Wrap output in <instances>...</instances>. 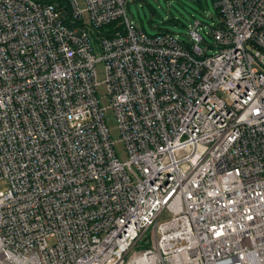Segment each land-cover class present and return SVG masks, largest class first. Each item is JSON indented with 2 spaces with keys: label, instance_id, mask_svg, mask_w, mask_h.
Wrapping results in <instances>:
<instances>
[{
  "label": "built area",
  "instance_id": "2783aa9c",
  "mask_svg": "<svg viewBox=\"0 0 264 264\" xmlns=\"http://www.w3.org/2000/svg\"><path fill=\"white\" fill-rule=\"evenodd\" d=\"M83 1L0 0V264H264V0L204 49Z\"/></svg>",
  "mask_w": 264,
  "mask_h": 264
},
{
  "label": "rangeland",
  "instance_id": "374dc122",
  "mask_svg": "<svg viewBox=\"0 0 264 264\" xmlns=\"http://www.w3.org/2000/svg\"><path fill=\"white\" fill-rule=\"evenodd\" d=\"M81 8L85 7L84 1L79 0ZM127 17L133 24L143 29L149 35L161 32H170L181 41L186 40L195 22H199V34L204 39L201 44L204 49L207 45H215L210 35L211 28L219 22L218 11L214 0H125ZM207 54L212 55L217 51L216 47L206 48ZM97 80L99 86L97 96L100 106L104 110V119L111 139L114 141V151L120 161L127 159L123 143L116 124L113 110L109 107L106 96V86L103 84V65H96ZM222 96V94H220ZM7 186L4 181L0 182V192H4ZM49 243H51L49 241ZM145 246L142 242L135 250L140 251Z\"/></svg>",
  "mask_w": 264,
  "mask_h": 264
},
{
  "label": "trees",
  "instance_id": "16d2710c",
  "mask_svg": "<svg viewBox=\"0 0 264 264\" xmlns=\"http://www.w3.org/2000/svg\"><path fill=\"white\" fill-rule=\"evenodd\" d=\"M52 2H54V0H52ZM58 7H60V5H58ZM218 16H219V14H218ZM112 26H113V24L110 25L109 28H111ZM111 32H112V30H110V33H111ZM101 33L104 34V35H107V34H108V30L102 29V30H101Z\"/></svg>",
  "mask_w": 264,
  "mask_h": 264
}]
</instances>
